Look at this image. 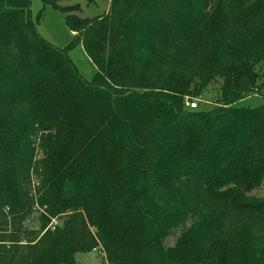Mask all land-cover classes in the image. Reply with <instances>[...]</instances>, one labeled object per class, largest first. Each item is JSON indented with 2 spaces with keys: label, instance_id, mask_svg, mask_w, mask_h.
I'll return each instance as SVG.
<instances>
[{
  "label": "trees",
  "instance_id": "obj_1",
  "mask_svg": "<svg viewBox=\"0 0 264 264\" xmlns=\"http://www.w3.org/2000/svg\"><path fill=\"white\" fill-rule=\"evenodd\" d=\"M41 1L0 0V264H264V0Z\"/></svg>",
  "mask_w": 264,
  "mask_h": 264
},
{
  "label": "rangeland",
  "instance_id": "obj_2",
  "mask_svg": "<svg viewBox=\"0 0 264 264\" xmlns=\"http://www.w3.org/2000/svg\"><path fill=\"white\" fill-rule=\"evenodd\" d=\"M59 3L63 6L80 5V10L76 12V14L83 18H93L107 13L110 9L111 0H94L93 2H89L88 0H59ZM43 6L41 0H31V12L34 19ZM37 29L44 40L58 48L67 46L74 38V32H72L65 23L64 15L52 5L46 6L43 17L37 25ZM69 56L82 78L88 82L92 81L97 68L86 53L82 44L73 47L69 52ZM209 96L206 99L207 101L210 99ZM192 102L199 103L201 107H211L213 105L209 103V101L205 102L197 99H194ZM263 103L264 98L262 96L253 94L239 101L237 105L257 107ZM251 195L264 197V181L259 188L252 191ZM28 225L36 227L37 223H28ZM174 242V237L169 238L167 241L168 245H173ZM78 261L79 264H104L105 260L101 249L98 248L90 253L78 254Z\"/></svg>",
  "mask_w": 264,
  "mask_h": 264
},
{
  "label": "built area",
  "instance_id": "obj_3",
  "mask_svg": "<svg viewBox=\"0 0 264 264\" xmlns=\"http://www.w3.org/2000/svg\"><path fill=\"white\" fill-rule=\"evenodd\" d=\"M190 106L192 107V108H195V107H197V103L196 102H192V103H190ZM57 223H58V221L57 220H54L53 221V225H57ZM54 228V227H53Z\"/></svg>",
  "mask_w": 264,
  "mask_h": 264
}]
</instances>
